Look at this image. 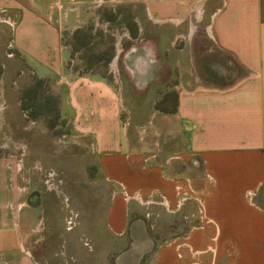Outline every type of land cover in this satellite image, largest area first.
I'll list each match as a JSON object with an SVG mask.
<instances>
[{"label":"crops","instance_id":"0c3cea01","mask_svg":"<svg viewBox=\"0 0 264 264\" xmlns=\"http://www.w3.org/2000/svg\"><path fill=\"white\" fill-rule=\"evenodd\" d=\"M68 1L0 0V105L65 78L50 113L91 143L105 203L67 231L37 174L0 172V264H264V0Z\"/></svg>","mask_w":264,"mask_h":264},{"label":"rangeland","instance_id":"374dc122","mask_svg":"<svg viewBox=\"0 0 264 264\" xmlns=\"http://www.w3.org/2000/svg\"><path fill=\"white\" fill-rule=\"evenodd\" d=\"M76 4L83 7L89 4L93 8L89 7L88 10H92L98 9L103 2L69 0L61 3V6L72 8ZM87 19L84 12L77 20L70 18L67 14V17L62 21V27L64 26L61 28L62 39L67 38L68 31L72 26L75 24L84 26ZM90 24L89 20L87 25ZM112 27L113 29L117 28V21H113ZM111 36L109 35L108 40L110 42ZM98 43L101 46L104 42L99 41ZM123 43L122 41L121 44ZM109 46L114 47V42ZM69 68L75 69L73 66L63 65V72L67 73ZM78 69H84V67ZM122 71L123 77L126 78L128 76L126 69L122 68ZM63 72L61 76H63ZM114 85L122 86V88L128 87V83L125 81L116 82ZM37 87L22 92L24 98L20 99L19 106L23 107L22 105H27V102L30 103L32 109L30 112L28 111L29 113L20 112L17 108H4L5 103L3 102L0 105V172L4 181L9 185H12L14 176L17 182L20 180L19 183L21 184L23 182H21L20 177L25 176L27 178L32 174H37L40 177V182H43L44 187L42 189L47 194L43 200L45 213L48 217L43 220L44 224L45 221L56 223L60 220L67 231L76 227L82 229L88 225V222L100 217V209L105 203V194L102 192L107 186L97 175L94 163L95 154L91 150V143L82 136L72 133L67 121L68 116L62 115L58 118L50 113L52 104H58V96L61 97L59 101L61 104L65 101L64 93L67 89L65 78L58 81L55 77H46L43 85L41 86L39 82ZM125 87L124 90L127 89ZM28 94L33 96H27ZM53 97L56 99L55 102L52 101ZM34 109L38 112L32 113ZM10 110L15 112H9ZM120 115L123 121H126V111H121ZM54 122H56L55 126ZM26 195L20 194L18 201L23 197L25 198ZM149 207L143 210L148 211ZM74 208H77V211ZM160 216L162 217V214L158 215V217ZM41 223L42 220H40V225ZM82 241L89 244L86 237ZM53 245V242L47 244L51 248ZM72 263L76 262L71 257L65 262V264Z\"/></svg>","mask_w":264,"mask_h":264},{"label":"built area","instance_id":"2783aa9c","mask_svg":"<svg viewBox=\"0 0 264 264\" xmlns=\"http://www.w3.org/2000/svg\"><path fill=\"white\" fill-rule=\"evenodd\" d=\"M96 1H98V3H99V2H101V1H105V0H96ZM109 1H114V0H109ZM115 1H116V0H115Z\"/></svg>","mask_w":264,"mask_h":264}]
</instances>
